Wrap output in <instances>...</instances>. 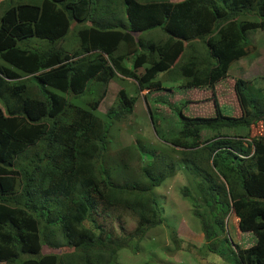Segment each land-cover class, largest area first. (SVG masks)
<instances>
[{"label":"trees","instance_id":"trees-1","mask_svg":"<svg viewBox=\"0 0 264 264\" xmlns=\"http://www.w3.org/2000/svg\"><path fill=\"white\" fill-rule=\"evenodd\" d=\"M92 1L0 0V264H115L127 241L162 223L153 188L173 163L155 168L141 161L137 177L116 182L107 130L131 112L136 98L119 89L117 109L103 117L96 109L104 90L95 91L119 76L133 78L137 91L165 90L154 79L163 71L179 73L185 89L210 90L214 114L187 116L178 110V130L166 140L181 150L178 165L191 173L189 184L197 191V201L190 202L201 248L218 256L226 251L228 259L222 256L234 264H264V169L257 167L251 152L256 142L248 136L254 124L264 126V92L233 78L236 116L221 114L214 95L229 66L253 50L243 17L259 19L263 28L264 0H121L118 15L124 12L126 22L119 27L93 22ZM87 17L93 25L77 29L71 52L54 46L70 20ZM151 29H159L164 39L145 44L132 36ZM31 37L51 46H17ZM194 43L203 56L196 59L191 49L185 60ZM127 57L130 67L123 63ZM82 96L92 99L85 98V106L72 103ZM188 189L181 193L190 199ZM230 212L240 235L253 237L246 247H230L224 235ZM124 217L133 220L132 228ZM168 229L172 248L165 251L185 248ZM42 245L70 250L41 253Z\"/></svg>","mask_w":264,"mask_h":264},{"label":"rangeland","instance_id":"rangeland-1","mask_svg":"<svg viewBox=\"0 0 264 264\" xmlns=\"http://www.w3.org/2000/svg\"><path fill=\"white\" fill-rule=\"evenodd\" d=\"M26 2L28 0H21ZM94 1V0H93ZM92 3L100 5L90 7L93 22L108 24L110 27L115 25L119 27L120 21H124V12L121 16L118 14L122 10L121 0H96ZM142 1V0H141ZM149 1V0H148ZM169 1V0H168ZM175 1V0H172ZM2 6H0V14ZM97 15V16H96ZM87 17L81 21L70 20L69 26L64 37L57 41L54 46H59L65 51L71 52L78 43L76 31L80 27H89L93 22ZM243 30L253 50L243 58L233 62L227 71V77L218 82L214 87V95L217 99L220 113L228 116H236L239 110L236 104L234 93L232 90V81L235 77L247 80L250 87L255 90L262 89L264 92V27H259V19L244 16ZM126 22V21H124ZM96 27V26H94ZM147 31L141 32L145 33ZM153 38L164 39L165 35L159 30L154 29ZM137 37V36H136ZM141 37V36H139ZM142 38V37H141ZM146 44V40L142 38ZM17 46L24 48H44L49 47L45 40L36 39L34 37L18 42ZM53 46V47H54ZM199 43H194L186 50L183 56L187 58V52L193 54L196 59L203 56V52ZM125 66L130 67L131 59L128 57L124 61ZM179 73L172 71L169 73H158L154 79L162 81V85L168 89L162 90H146L137 91L133 78L119 76L110 79L105 85L97 88L95 93L99 94L104 90L103 95L98 103L96 111L103 116L109 110L117 109L116 92L119 89L125 90L127 95L135 96L136 100L130 113L122 117L121 120L113 121L107 130L106 150L108 156L115 164L116 182L137 177L141 161L144 163L152 162L154 167L166 162L173 163L172 168H166L159 184L153 188L154 198L158 208L161 211L162 223L149 228L145 235L139 239H130L127 246L120 248L115 257V264H143L146 261L154 260L165 264H234L227 261L226 251H222L224 256L215 253H208L202 247V238L199 231L198 219L192 214L191 202L197 201V191H194L189 184L191 173L179 167L178 162L182 159L181 150L171 147L166 143L178 130L177 113L180 110L187 116H210L214 114L212 100L210 99V90L207 88H190L185 89L181 86L183 78L178 76ZM179 82V83H178ZM168 84L170 86L168 87ZM35 88V87H32ZM93 96L94 92H88ZM92 98L82 96L71 99L72 103L85 106L86 99ZM188 100V102H186ZM154 119L155 128L150 122V117ZM104 117V116H103ZM108 120V117L106 118ZM105 120V121H106ZM228 135H235V130H224ZM244 130H236V133L243 134ZM208 132L204 131L202 136H206ZM248 136L255 139V146L252 147L257 158V167L264 169V126L256 123L250 127ZM163 160L164 163L160 162ZM180 163V162H179ZM177 164V166H176ZM157 172V169L154 170ZM189 188L188 193L190 199L183 196L181 191L183 188ZM225 219L224 235L230 242V247L234 245L246 247L253 242L250 233L238 232L235 217L230 212ZM106 218V217H105ZM128 225L127 228L133 227V220L124 217ZM113 230H117V223L113 221ZM173 229L181 241L186 242L187 246L181 250L171 252L172 245L169 241V229ZM243 235H249L247 240ZM223 243L220 242L218 249L223 250ZM169 249V253L165 251ZM201 248V249H200ZM68 247H58L50 245H42L41 253H59L68 251ZM206 254V256H202ZM210 258V262L206 259ZM213 258V259H211Z\"/></svg>","mask_w":264,"mask_h":264},{"label":"crops","instance_id":"crops-1","mask_svg":"<svg viewBox=\"0 0 264 264\" xmlns=\"http://www.w3.org/2000/svg\"><path fill=\"white\" fill-rule=\"evenodd\" d=\"M96 1V0H95ZM94 1V2H95ZM170 2H174V1H172V0H169ZM175 1H179V0H175ZM108 3H106L105 5H107ZM100 4L99 3H90L89 4V8L90 7H93L94 8V6H99ZM152 30H154V29H151V30H148L147 32H145V33H138V32H135V33H132V36L133 37H135L136 38V36H141L142 38H144V39H150L151 40V38H153V32H151ZM160 39V38H159ZM150 40H146V42H148L149 43V41ZM126 59V58H125ZM125 59H124V61H125ZM128 59H129V57H128ZM124 61H123V63H124ZM135 71L137 72V73H140L141 71H142V66H138V67H136L135 68ZM162 73V72H161ZM179 83V82H178ZM170 86V84H168V87ZM236 219V218H235ZM235 225H236V222L234 223ZM237 227V226H236ZM198 228H199V226H198ZM248 240H250V239H248ZM208 253H210V252H208ZM202 256H206L207 257V255L206 254H203ZM211 259H213V258H211ZM206 261L207 262H210L211 260H210V258H208V259H206Z\"/></svg>","mask_w":264,"mask_h":264}]
</instances>
